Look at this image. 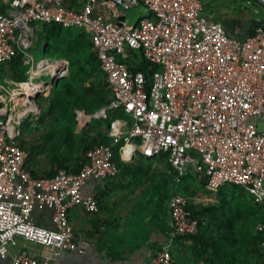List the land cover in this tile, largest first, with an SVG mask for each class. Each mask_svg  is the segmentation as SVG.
I'll return each mask as SVG.
<instances>
[{
  "label": "built area",
  "instance_id": "1",
  "mask_svg": "<svg viewBox=\"0 0 264 264\" xmlns=\"http://www.w3.org/2000/svg\"><path fill=\"white\" fill-rule=\"evenodd\" d=\"M3 1L0 66L23 53L28 80L7 78L0 84V259H6L20 239L44 247L47 256L41 261L23 250L14 264H60L63 252L84 253L69 213L78 207L98 213V200L85 196L84 189L119 171L112 146L91 150L78 174L59 171L53 178H35L27 169L29 153L21 147L24 127L29 121L36 127L41 115L32 102L69 76L66 61L41 62L30 54L37 24L58 23L91 34L116 100L90 118L108 120L119 108L132 116L126 134L121 120L111 126L115 143L126 144L123 156L169 155L177 183L196 172L212 190L244 187L264 206V27L246 37L234 36L205 15L202 0H123L122 5L88 0L80 12L68 7V0H11L6 13ZM257 1L264 5V0ZM98 8L108 11L114 23L95 17ZM133 8L146 9L150 18L130 24L127 17ZM129 51L142 52L158 68L150 91L145 76L131 73L119 60ZM133 139L141 144L134 146ZM199 202L204 201L180 195L170 202L174 240L199 231L189 210ZM38 206L52 211L54 228L37 225ZM261 232L264 252V226ZM173 263L172 254L163 252L153 264Z\"/></svg>",
  "mask_w": 264,
  "mask_h": 264
},
{
  "label": "trees",
  "instance_id": "2",
  "mask_svg": "<svg viewBox=\"0 0 264 264\" xmlns=\"http://www.w3.org/2000/svg\"><path fill=\"white\" fill-rule=\"evenodd\" d=\"M10 1H3V13H6ZM252 2L261 4L257 0ZM33 27L36 44L50 59L66 61L69 76L56 84L50 98L44 99L36 127L30 121L25 124L21 147L29 153L27 169L35 178H53L59 171L78 174L88 163V153L97 146H112L113 160L120 169V150L124 144L123 141L118 145L115 143L110 136V128L114 121L125 120L124 129H131L133 120L124 108L111 111L108 120L94 119L81 132L77 131L79 114L83 112L92 116L116 100L95 52L91 34L80 28H65L58 23ZM258 27H264V22H253L249 35L254 34ZM24 57L19 53L9 63L0 66V84L7 78L19 83L28 80ZM119 60L128 66L131 73H142L147 91L151 90L153 75L158 68L148 62L142 52L129 51L126 58L120 57ZM44 163L49 170L41 175L40 168L45 166ZM198 187L210 189L209 195L219 204L191 206L189 209L193 219L199 222V231L184 241L189 243L195 262L263 264L261 227L264 226V206L257 204L244 187L228 185L214 191L208 180L196 172H189L183 179L181 193L192 196Z\"/></svg>",
  "mask_w": 264,
  "mask_h": 264
},
{
  "label": "crops",
  "instance_id": "3",
  "mask_svg": "<svg viewBox=\"0 0 264 264\" xmlns=\"http://www.w3.org/2000/svg\"><path fill=\"white\" fill-rule=\"evenodd\" d=\"M87 2L88 0H68L67 6L82 11ZM132 10L145 11L144 8H133ZM131 11L127 17L128 22ZM204 11L207 16L206 8ZM139 13L142 14V18L135 23L129 22L130 24L136 25L150 18L149 13L141 11ZM94 15L108 23H114L108 11L98 8ZM207 17L222 23L234 36L249 35L250 29L243 32L239 30L236 23L223 21L216 15ZM56 84L48 95L37 99L42 108L45 103L44 99L50 98ZM86 114L83 112L79 114L78 132L93 122L91 116ZM121 121L125 122V120ZM128 131L129 129L123 127L125 134ZM132 143L134 146H139L141 140L133 139ZM124 147L126 144L122 146ZM122 148L120 150L122 166L120 169L118 167V174L104 181H91L84 189L85 196L98 200L100 211L91 214L78 207L69 213L70 222L75 230L76 243L84 253L63 252L59 263L153 264L154 259L160 254L169 252L174 258L173 264H197L189 250V243L185 242L184 238L174 240L171 237L170 202L176 195L204 201L199 204L192 203V207L215 206L219 204L218 200L211 198L208 192L199 187L197 193L193 190L194 195L192 196L182 194L183 180L180 183L176 182V173L169 155L147 157L138 152L132 159H127L123 156ZM44 165L40 168L41 175H45L49 170L47 164L44 163ZM34 220L39 226L54 228L52 211L49 208L38 206L34 212ZM23 250L41 261L47 256V250L44 247L20 239L17 246L10 247L7 258L0 259V264H14L16 256Z\"/></svg>",
  "mask_w": 264,
  "mask_h": 264
},
{
  "label": "rangeland",
  "instance_id": "4",
  "mask_svg": "<svg viewBox=\"0 0 264 264\" xmlns=\"http://www.w3.org/2000/svg\"><path fill=\"white\" fill-rule=\"evenodd\" d=\"M202 2L205 5L207 16L216 15L223 21L236 23L238 24L237 27L240 28L239 30L243 32L250 29L253 22H264V5L253 3L252 0H202ZM140 11L142 13H149L146 9L145 11ZM140 11L132 10L129 22L135 23L142 18V14L139 13ZM32 54L41 62H47L50 59V56L44 52L40 45L36 44V41L32 48ZM261 128H264V124H261ZM202 190L205 192L211 191L204 187Z\"/></svg>",
  "mask_w": 264,
  "mask_h": 264
},
{
  "label": "water",
  "instance_id": "5",
  "mask_svg": "<svg viewBox=\"0 0 264 264\" xmlns=\"http://www.w3.org/2000/svg\"><path fill=\"white\" fill-rule=\"evenodd\" d=\"M116 1L118 4L122 5L123 0H114ZM213 17V16H212ZM34 105H36L39 109L40 112H42L43 108L41 107V105L38 103V100H35L34 102H32ZM86 114V113H85ZM87 115V114H86Z\"/></svg>",
  "mask_w": 264,
  "mask_h": 264
}]
</instances>
